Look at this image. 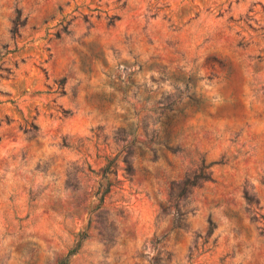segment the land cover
I'll use <instances>...</instances> for the list:
<instances>
[{"label":"rangeland","instance_id":"rangeland-1","mask_svg":"<svg viewBox=\"0 0 264 264\" xmlns=\"http://www.w3.org/2000/svg\"><path fill=\"white\" fill-rule=\"evenodd\" d=\"M74 249L264 264V0H0V264Z\"/></svg>","mask_w":264,"mask_h":264},{"label":"trees","instance_id":"trees-1","mask_svg":"<svg viewBox=\"0 0 264 264\" xmlns=\"http://www.w3.org/2000/svg\"><path fill=\"white\" fill-rule=\"evenodd\" d=\"M176 118H177V114H175V113L166 116V123H165V125H166V133L167 134L172 133V131H171L172 123H173L174 119H176ZM77 251H78L77 249L72 250L65 259H63L62 261H60L59 264H69L70 258L72 256L76 255L77 254Z\"/></svg>","mask_w":264,"mask_h":264}]
</instances>
